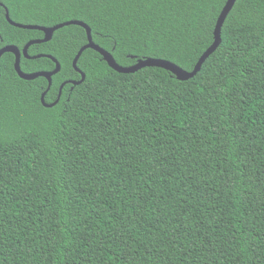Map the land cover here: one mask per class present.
<instances>
[{
  "label": "trees",
  "instance_id": "1",
  "mask_svg": "<svg viewBox=\"0 0 264 264\" xmlns=\"http://www.w3.org/2000/svg\"><path fill=\"white\" fill-rule=\"evenodd\" d=\"M227 0H0L20 23L82 20L117 63L193 71ZM44 37L9 23L0 49ZM87 31L66 25L29 55L61 64L57 99ZM0 59V264H264V0H237L220 46L188 80L112 69L94 49L46 107L45 77ZM24 72L52 71L22 56Z\"/></svg>",
  "mask_w": 264,
  "mask_h": 264
},
{
  "label": "water",
  "instance_id": "2",
  "mask_svg": "<svg viewBox=\"0 0 264 264\" xmlns=\"http://www.w3.org/2000/svg\"><path fill=\"white\" fill-rule=\"evenodd\" d=\"M236 2H237V0H227L226 1L225 5H224L219 17H218L217 24L215 27V31H214L215 40H214L213 44L207 49V51L201 56V58L199 59V61L196 64L193 71H186L185 69L181 68L180 66H178L177 64H175L171 61H168L165 59H160V58H154V57L140 58V59H138L137 63H135L131 66L120 65L119 63H117L116 59L114 58L113 54L110 51L106 50L105 48L101 47L99 44L94 42L93 37H92L91 27L86 22H84L82 20H69V21H65L63 23L54 25V26H44V25H37V24L20 23V22L14 21L11 18L9 9L2 2H0V5L5 7L6 18L9 21V23H11L12 25H14L16 27H20V28H24V29L40 30L44 33V37L41 39L29 41L23 47V49H20L16 45H6V46L2 47L0 49V59L4 53L11 52L15 55V64H14L15 69L22 79L33 80V79H36L38 77H45L47 79L48 87L43 92L42 97H41L42 104L46 107H52L59 102L61 95H62L63 88L67 83H72V85L74 86V85H78V84H81L82 82H84V80L86 79V74L83 71H81V69L78 66V62H79V59L82 56L83 52L88 48L94 49L97 52H99L103 56L104 60L109 64V66L112 69H114L120 73H134V72H136L142 68H145V67H158V68H163L167 71H170L178 79L185 81V80H188V79L194 77L201 70V67H202L203 63L206 61V59L220 46L221 41H222V27L226 21V18L228 17L229 13L233 9ZM66 25H79V26L84 27L87 31L88 43L85 44L80 49V51L75 56L74 61H73L74 69H76V71L80 72L82 77L78 81H65L64 83H62V85L60 86L58 98L52 103H47L45 101L46 93L48 92V90H50V88L53 84V76L60 72L61 64L57 60V58L54 57L53 55L39 54V55L31 56V55H29L28 51H29L30 46L33 44L44 43V42L50 41L53 38L54 32L57 29L64 27ZM22 56H24L26 58H38V57H42V56H47L48 58H51L52 60L55 61L56 68L52 71H37V72H33V73L24 72L22 70V67H21Z\"/></svg>",
  "mask_w": 264,
  "mask_h": 264
},
{
  "label": "flooded vegetation",
  "instance_id": "3",
  "mask_svg": "<svg viewBox=\"0 0 264 264\" xmlns=\"http://www.w3.org/2000/svg\"><path fill=\"white\" fill-rule=\"evenodd\" d=\"M68 84V83H67ZM75 86V85H74ZM62 96V95H61ZM57 98H58V96H57ZM61 99V98H60ZM60 101V100H59Z\"/></svg>",
  "mask_w": 264,
  "mask_h": 264
}]
</instances>
